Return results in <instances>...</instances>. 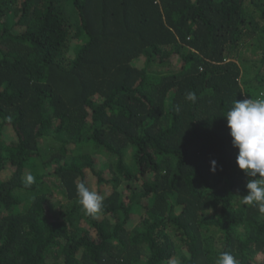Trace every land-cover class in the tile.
<instances>
[{
	"label": "trees",
	"instance_id": "trees-1",
	"mask_svg": "<svg viewBox=\"0 0 264 264\" xmlns=\"http://www.w3.org/2000/svg\"><path fill=\"white\" fill-rule=\"evenodd\" d=\"M250 97L264 0H0V264H264L225 117Z\"/></svg>",
	"mask_w": 264,
	"mask_h": 264
},
{
	"label": "clouds",
	"instance_id": "clouds-1",
	"mask_svg": "<svg viewBox=\"0 0 264 264\" xmlns=\"http://www.w3.org/2000/svg\"><path fill=\"white\" fill-rule=\"evenodd\" d=\"M188 100H195L194 93H188ZM227 126L232 137V146L238 149L236 163L249 177L246 184L247 194L242 195L244 205L256 207L264 214V98H246L235 100L226 113ZM217 162L211 161V171L215 172ZM35 182L33 175L25 178V186ZM79 203L87 215L96 218L104 208L105 194L93 190L81 181L76 184ZM169 264H181L179 258H173ZM216 264H239L228 251L220 253Z\"/></svg>",
	"mask_w": 264,
	"mask_h": 264
}]
</instances>
